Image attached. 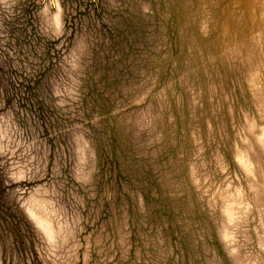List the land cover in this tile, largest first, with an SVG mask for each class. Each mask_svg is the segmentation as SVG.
Returning <instances> with one entry per match:
<instances>
[{
  "label": "rangeland",
  "instance_id": "rangeland-1",
  "mask_svg": "<svg viewBox=\"0 0 264 264\" xmlns=\"http://www.w3.org/2000/svg\"><path fill=\"white\" fill-rule=\"evenodd\" d=\"M0 264H264V0H0Z\"/></svg>",
  "mask_w": 264,
  "mask_h": 264
}]
</instances>
